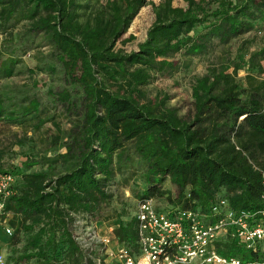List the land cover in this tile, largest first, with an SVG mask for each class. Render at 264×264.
<instances>
[{"label": "trees", "instance_id": "obj_1", "mask_svg": "<svg viewBox=\"0 0 264 264\" xmlns=\"http://www.w3.org/2000/svg\"><path fill=\"white\" fill-rule=\"evenodd\" d=\"M182 2H145L152 21L136 48L121 52L115 43L132 39L122 36L144 0H0V80L25 79L0 89V123L38 131L50 122L54 130L41 156L25 157L20 169L0 166L14 178L3 201L12 228L5 264H94L95 257L103 264L100 244L84 250L72 237L76 216L113 219L114 238L133 246V211L109 208L108 188L132 161L141 165L136 201L163 196L167 179L175 188L173 198L164 194L169 204L205 211L220 192L234 210L264 206V78L239 88L227 63L208 66L182 113L145 92L158 75L261 32L264 0ZM28 53L31 66L22 59ZM262 59L264 43L248 54L249 70L260 71ZM38 73L46 76L41 91ZM38 163L45 169L30 170ZM217 252L244 264L264 257L233 241Z\"/></svg>", "mask_w": 264, "mask_h": 264}, {"label": "built area", "instance_id": "obj_2", "mask_svg": "<svg viewBox=\"0 0 264 264\" xmlns=\"http://www.w3.org/2000/svg\"><path fill=\"white\" fill-rule=\"evenodd\" d=\"M13 181L9 173H0V238L12 233L3 201L11 193ZM260 184L259 198L264 202V178ZM153 201V198H144L135 203L133 246L114 238L116 247L106 252L107 238H96L90 223L80 216H76L72 225V237L84 250H89L91 242L100 244V254L109 255L112 264H244L236 257L217 252V244L230 241L244 249L264 252V206L255 211L234 210L220 192L205 211L169 203L158 206ZM93 261L100 263L97 257ZM0 264H5L1 251ZM257 264H264V257Z\"/></svg>", "mask_w": 264, "mask_h": 264}, {"label": "rangeland", "instance_id": "obj_3", "mask_svg": "<svg viewBox=\"0 0 264 264\" xmlns=\"http://www.w3.org/2000/svg\"><path fill=\"white\" fill-rule=\"evenodd\" d=\"M157 1L158 0H144V4L138 9L122 36L123 40H125L128 35L132 36V39L117 41L115 43L116 51L127 52L136 48V44L143 39L145 30L152 21L150 6L145 2L156 3ZM172 4L182 5L183 2L182 0H172ZM258 28L261 29L257 27L232 39L225 46H216L206 54L193 57L188 67L179 69L170 76L158 75L145 87L146 95L148 97L157 98L167 97L165 103L178 107L179 112L182 113L189 106L190 92L195 83V78L204 74L211 65H223L227 63L226 65H228V67L226 72L232 75L239 88L244 87L251 79L256 80L264 78V59L260 60L261 69L257 72L254 69L249 70L246 62L248 54L258 49L264 43V29H262L260 33H257L256 29ZM30 54L31 53H28L22 57L27 66H31ZM34 80L37 82V90L41 91L45 85L46 76L43 73H38L34 75ZM22 81H25L23 76H13L11 78L2 79L0 80V89L7 84H17ZM56 122L62 127L67 126L64 118H57ZM44 128L47 130L43 131ZM53 133V126L50 122L45 123L43 128L38 131H33L28 127L5 126L0 123V166L2 170H10L11 168L20 169L21 162L25 157L34 160L36 157L41 156ZM46 154H50V151ZM40 169H45L44 164L38 163L30 167L32 171ZM140 173L141 165L132 161L127 168L113 176L108 184V188L112 193L109 208L116 212H118L119 209H123L127 215L132 213L136 203L134 194L136 191L139 192L141 188H143ZM161 189L165 192L163 196L153 197V202L158 206H163L168 203L164 194L170 196V198H173L175 195V188L167 179L162 182ZM106 214H109L108 217L110 216V209ZM113 222V219L110 218L90 222L91 233H93L96 238H107V243L105 245L106 252L116 247L114 236L109 230ZM0 251L6 256L7 250L4 237H2L0 241ZM99 257L104 259L103 264L113 263L109 255H104L103 257L99 254Z\"/></svg>", "mask_w": 264, "mask_h": 264}, {"label": "crops", "instance_id": "obj_4", "mask_svg": "<svg viewBox=\"0 0 264 264\" xmlns=\"http://www.w3.org/2000/svg\"><path fill=\"white\" fill-rule=\"evenodd\" d=\"M0 240H2V237L0 238Z\"/></svg>", "mask_w": 264, "mask_h": 264}]
</instances>
